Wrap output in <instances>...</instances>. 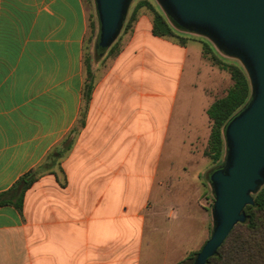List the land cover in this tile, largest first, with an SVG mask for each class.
Masks as SVG:
<instances>
[{
  "label": "crops",
  "instance_id": "0c3cea01",
  "mask_svg": "<svg viewBox=\"0 0 264 264\" xmlns=\"http://www.w3.org/2000/svg\"><path fill=\"white\" fill-rule=\"evenodd\" d=\"M152 28L141 14L121 34L120 53L95 76L69 155L38 175L21 210L0 206V264H155L140 202L155 189L166 139L180 127L181 81H203L207 59L202 43L183 45ZM88 29L84 0H0V193L76 124Z\"/></svg>",
  "mask_w": 264,
  "mask_h": 264
},
{
  "label": "rangeland",
  "instance_id": "374dc122",
  "mask_svg": "<svg viewBox=\"0 0 264 264\" xmlns=\"http://www.w3.org/2000/svg\"><path fill=\"white\" fill-rule=\"evenodd\" d=\"M138 1L140 0H130L123 27L117 39L123 34L125 24ZM149 1L166 17H172L161 0ZM84 2L89 15V29L85 38L84 51L85 70L89 63L96 76L105 72L117 56L108 54L109 47L98 45L101 22L97 0H84ZM137 13L138 18L141 14H145L153 19L152 11L145 6L138 9ZM179 26L181 28L178 30L181 33L192 36L198 44L208 40L219 56L225 61L241 65L250 76L248 67L240 58L223 50L206 35ZM101 48L106 50L102 51ZM120 48H122L121 39ZM200 70L203 81L189 79L191 76H185L181 81L175 108L176 116L181 119L180 127L174 133H169L166 139L161 169L154 182L155 189L151 195L140 202L145 206L146 239L149 241L148 246L152 248L151 254L155 264H174L186 259L192 251L201 250L217 224L214 208L216 190L211 175L216 170L226 169L231 147L227 135V124L224 129L225 148L222 161L214 163L205 155L212 126L206 110L215 99L227 93L233 80L227 70L218 68L208 60L207 64H202ZM190 80L193 81V85L189 84ZM195 86L196 90L193 89ZM201 86L204 87L205 93ZM192 91H197L198 95L193 97ZM253 96L254 94L250 100ZM80 117L79 115L73 127L74 131H70L66 137V140L73 141L72 147L64 151L62 157L50 161L46 157L36 168L37 175L59 167L69 155L79 138L81 129L86 124L87 113L84 126L80 125ZM203 233L204 239L201 241ZM193 258L192 261L197 264V254Z\"/></svg>",
  "mask_w": 264,
  "mask_h": 264
},
{
  "label": "water",
  "instance_id": "95a60500",
  "mask_svg": "<svg viewBox=\"0 0 264 264\" xmlns=\"http://www.w3.org/2000/svg\"><path fill=\"white\" fill-rule=\"evenodd\" d=\"M182 27L213 40L248 67L253 98L227 125L231 152L226 169L211 179L217 224L197 253L206 264L234 226L246 221L245 207L264 182V0H161ZM130 0H97L99 44L110 47L123 27ZM247 73V72H246Z\"/></svg>",
  "mask_w": 264,
  "mask_h": 264
},
{
  "label": "trees",
  "instance_id": "16d2710c",
  "mask_svg": "<svg viewBox=\"0 0 264 264\" xmlns=\"http://www.w3.org/2000/svg\"><path fill=\"white\" fill-rule=\"evenodd\" d=\"M149 8L153 13L152 32L156 36L172 37L181 44H186L192 36L181 33V28L174 18L166 17L151 1L140 0L135 5L123 32L132 29L138 19V9ZM121 36L108 48V54L118 56ZM204 57L213 65L231 74L233 84L227 93L215 99L207 109V115L212 122L211 132L205 155L210 157L214 163H220L223 158L225 139L224 129L230 120L238 114L249 102L252 96V86L245 69L237 64L225 61L218 55L217 50L208 41H201ZM106 50V48H101ZM95 86V75L87 64L86 78L83 88V103L80 113V125L84 126L86 113L91 101L92 92ZM74 128L71 129V132ZM67 137V136H66ZM66 137L55 146L47 155V159L54 160L62 157L64 151L72 147V140ZM38 175L36 169L25 173L5 192L0 193V206L13 203L20 210L25 191L36 181ZM254 203L245 207L246 221L234 226L224 243L219 247L217 253L210 257L206 264H264V182L259 191L253 194ZM200 251V250H199ZM199 251H192L188 257L175 264H194L193 256Z\"/></svg>",
  "mask_w": 264,
  "mask_h": 264
}]
</instances>
